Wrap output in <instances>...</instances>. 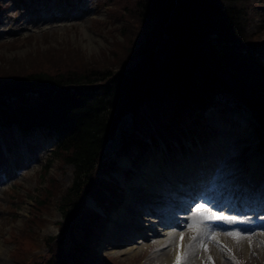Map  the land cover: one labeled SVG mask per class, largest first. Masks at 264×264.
I'll return each instance as SVG.
<instances>
[{
  "label": "trees",
  "instance_id": "1",
  "mask_svg": "<svg viewBox=\"0 0 264 264\" xmlns=\"http://www.w3.org/2000/svg\"><path fill=\"white\" fill-rule=\"evenodd\" d=\"M258 5L264 16V0ZM254 7L251 0H116L109 10L127 25L123 42L113 44L112 59L92 64L79 54L66 61L69 52L50 49L25 67L0 65V125L50 130L53 158L72 167V179L56 200L58 233L45 240L46 256L24 264H66L68 258L92 264L94 234L74 204L84 192H96L91 179L104 166L103 146L124 116H132L153 142L181 144L204 138L205 113L216 96H227L264 127V23L249 31ZM131 29L134 40L127 37ZM137 38L141 42L134 44ZM144 106L148 111H140ZM54 187L50 178L35 214L47 207ZM70 230L71 253L62 250ZM19 240L13 254L22 262L33 240Z\"/></svg>",
  "mask_w": 264,
  "mask_h": 264
},
{
  "label": "rangeland",
  "instance_id": "2",
  "mask_svg": "<svg viewBox=\"0 0 264 264\" xmlns=\"http://www.w3.org/2000/svg\"><path fill=\"white\" fill-rule=\"evenodd\" d=\"M114 1L69 0L70 4H63V0H22L20 3L15 0H0V65L5 68L25 67L34 61L33 57H38V53L44 54L50 49L69 52L70 56L66 57V61L76 59L79 54L84 61L92 64V60H101L104 56L112 59L110 51L113 44L123 42L122 28L127 25V22L112 16L109 9L116 4ZM258 1L251 0L255 5L253 13H257L249 29L251 32L257 31L264 23V16L258 13ZM129 20L128 23L132 22L133 17ZM136 33L131 29L130 35H127L129 40H134ZM137 40L138 38L135 41ZM140 42L141 39L134 44ZM101 62L99 61V64ZM31 96L34 97V94ZM215 105L205 117L207 138L196 145L187 143L185 151L175 145V152L170 149L173 151L171 156L166 155L163 150L160 151V147L141 152V149L133 144L136 138H142L134 128L133 119L126 116L120 121L115 137L104 146L105 172L100 178L108 180L113 176L117 180L128 181L129 184L145 180L143 182L148 184V189L136 195L116 191L113 201L105 198L101 202L96 201L99 206L95 205L92 199L86 201L89 208H94L105 216L104 221L102 220L105 227L98 229V233L91 231L94 232L93 240L96 239L93 246L96 257L92 264H176L175 258L178 254L181 264H264V227L251 232L233 231L240 233V236L234 239L228 235L231 232H209L199 227L193 229L190 223L195 218L193 211L187 212L186 223L179 222L177 218L175 223H172L168 218L162 217L173 215L176 211L170 205L164 204L170 198L183 199L191 194L187 191L185 194L170 192V195L164 192L168 183L174 182L178 187H183V184L190 180L185 175L189 172L187 166L192 167V176L201 175L200 169L207 173L208 168V171L212 170L213 176L222 181V185H227V181L233 180L235 184L231 182L227 185L230 189L227 193L233 196V191L239 190V185L242 184L239 180L244 177L249 161H252L254 155L264 154V134L249 114L239 110L231 102L215 101ZM240 119L249 125L246 129L238 123ZM126 141L127 151L122 146ZM48 144L50 141L41 138L39 134L22 135L15 126L5 130L0 125V152L3 155H0V159H3V166L0 167V262L4 264H18L12 257L15 247L12 240L22 235L23 230L29 231V226L35 228L34 222L38 221L39 224V240L37 246L32 243L31 248L22 254L23 262L34 252H45L42 240L47 234L57 232L55 223L60 219V213L56 200L61 196V188L64 189L70 183L72 168L61 165L54 159L53 154L49 152L52 146H47ZM144 147L147 149V145ZM4 156L10 163H7L8 160L4 159ZM146 156L149 158V164L154 165L150 167L155 176H150L153 182H147L148 178L143 177L145 168L140 166L144 164L143 160H147ZM165 158H168L167 162H163ZM216 158L219 159L215 162ZM121 159L129 161L131 169L135 168L134 170L141 174L136 176L134 172L121 171L118 165ZM5 163L9 165L10 173ZM157 164L164 172H156ZM50 178L54 179L57 186L50 190L52 196L49 195V204L40 213L30 212L35 208L34 197L44 193ZM193 178L191 177V180ZM111 189L110 184L105 185L106 191ZM149 190L156 193L155 196H148ZM125 203L128 204L127 207L124 206ZM119 214L127 215L125 219H119L129 225L115 223L119 226L117 234H109L107 229L110 224H114V216ZM30 215L33 221L27 222ZM233 215L238 221L245 219L241 214L232 213L231 217ZM260 215L259 219L261 218L260 221L264 224V209ZM166 228L178 234L181 240L178 251L170 240L160 235L162 231L159 229ZM205 233L209 234L207 238ZM137 236L145 248L124 253L127 248L135 245L137 238H133ZM26 238L29 239L28 236ZM114 240L123 243L113 245ZM158 241H161L160 245L157 244ZM20 243L19 240L18 245ZM202 243L206 245V250ZM32 248L35 249L29 253Z\"/></svg>",
  "mask_w": 264,
  "mask_h": 264
},
{
  "label": "bare ground",
  "instance_id": "3",
  "mask_svg": "<svg viewBox=\"0 0 264 264\" xmlns=\"http://www.w3.org/2000/svg\"><path fill=\"white\" fill-rule=\"evenodd\" d=\"M244 132V131H243ZM245 133V132H244ZM236 134H238V133H236ZM0 158H2V156H0ZM208 161L206 160L205 161V163H207ZM119 163H120V165L121 166H126V165H128L127 164V161L126 160H123L122 161V159L119 161ZM3 166V159L1 160L0 159V167H2ZM154 165H153V163H150L148 166H147V169L144 171V178H148L147 179V182H153V180L152 179H150V176H151V173H152V171H151V168L150 167H153ZM188 167V168H187ZM186 168L187 169H192V167L191 166H187ZM157 170V169H156ZM248 170H249V173L247 174V179H248V184H250L251 186H253V184L254 183H257L259 180H260V178H261V175H260V173H259V171L261 170L260 168H259V170H255V167H254V165H253V163H248ZM153 178H155L154 176H152ZM194 178L196 177V176H193ZM195 180H196V178H195ZM242 180H246V178H244V179H242ZM242 180H239V181H242ZM143 181H145V180H142V182H138V183H135V184H130V185H128V186H126V190L128 191V192H134V194L136 195V194H138L139 192H142V191H144V190H147L148 189V184L147 185H145L146 184V182H143ZM190 181H191V179L190 180H188V181H186L185 182V184L186 185H189L190 184ZM232 181H230V182H228L229 184L231 183ZM209 184L210 185H212V188L211 189H217V190H219V188H220V180L219 179H217V178H211V180H210V182H209ZM193 187L192 186H190L189 187V189L191 190ZM257 188H261V185H257ZM200 191V190H199ZM210 192V193H209ZM148 193H149V195L148 196H154V194L155 193H153L152 192V190H149L148 191ZM130 193H128V195H129ZM211 194H213V193H211V191L209 190L208 192H207V194L205 193L204 194V196H212ZM206 196V197H207ZM174 202V201H173ZM190 204H189V202H185V201H183V203H181V204H179V206H181V207H185V206H189ZM213 205H215V204H213ZM212 205V206H213ZM124 206H128V204H124ZM213 212V214H217V213H215L214 211H212ZM223 215H224V213H222ZM119 217H121V218H126L127 217V215L126 214H119L118 216H114V218H116V220H115V222H114V224L112 223V224H110L109 225V227H108V229H107V232L109 233V234H114V235H116L117 234V231H118V229H119V226H117V225H115V223L116 224H126V225H129L128 223H126V221H121L122 219H119ZM164 218H166V217H169V216H163ZM184 218V217H186V216H181V215H174L173 216V218ZM253 217H255L254 215H249L247 218L249 219V218H253ZM124 218V219H125ZM152 221H155V220H152ZM247 221V220H246ZM194 222V220H192V223ZM160 231H162V232H160V235H162V236H165L166 238H167V240H170V242H172V245H174L177 249V251H178V248L180 247V242H181V240H180V238H178V234L176 233V232H174L172 229H166V230H162V229H159ZM169 234H171V235H169ZM108 237H111V236H109L108 235ZM137 238V239H136ZM215 238H217V237H215ZM220 238V237H219ZM133 239H136L135 240V245H133V246H131L130 248H127L125 251H124V253H127V252H132V251H134V250H143L144 248H145V245L144 244H142L141 242H140V238H138V236L137 237H135V238H133ZM218 239V238H217ZM219 241H221V240H219ZM123 242H120V241H118V240H114V242H113V245H120V244H122ZM157 244H161V241H158L157 242ZM181 249V248H180ZM169 251V250H168ZM167 255V254H166ZM178 255H180V254H178ZM176 259H177V255H176V258H175V261H176ZM167 261H168V259H167ZM0 264H4V263H2V262H0Z\"/></svg>",
  "mask_w": 264,
  "mask_h": 264
},
{
  "label": "snow or ice",
  "instance_id": "4",
  "mask_svg": "<svg viewBox=\"0 0 264 264\" xmlns=\"http://www.w3.org/2000/svg\"><path fill=\"white\" fill-rule=\"evenodd\" d=\"M193 214L196 217L191 227L193 229L197 228L199 225L205 223V222H211V223H217V222H224V223H242L243 221H238L236 217H227L223 214H213L212 211L209 210V207L207 205H201L197 204L195 208L193 209ZM171 235V234H169ZM228 235L232 236L234 239L238 238L240 236L239 232H231L228 233ZM209 236L208 233H205V238ZM181 239H183V233H181ZM196 237H193V240H195ZM202 246L205 247L206 245L202 243ZM176 264H181V257L177 255Z\"/></svg>",
  "mask_w": 264,
  "mask_h": 264
}]
</instances>
